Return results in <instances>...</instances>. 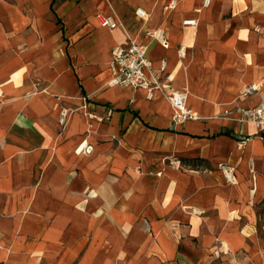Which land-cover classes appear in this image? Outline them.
Listing matches in <instances>:
<instances>
[{
    "label": "crops",
    "instance_id": "1",
    "mask_svg": "<svg viewBox=\"0 0 264 264\" xmlns=\"http://www.w3.org/2000/svg\"><path fill=\"white\" fill-rule=\"evenodd\" d=\"M128 39L198 120L107 86ZM261 101L264 0H0V264H264Z\"/></svg>",
    "mask_w": 264,
    "mask_h": 264
},
{
    "label": "built area",
    "instance_id": "2",
    "mask_svg": "<svg viewBox=\"0 0 264 264\" xmlns=\"http://www.w3.org/2000/svg\"><path fill=\"white\" fill-rule=\"evenodd\" d=\"M175 7V2H170L166 9L172 10ZM135 16L141 20H147L148 14L138 8L135 10ZM101 27L108 29L117 28V24L111 19L102 18L99 20ZM194 21H184V26L194 25ZM152 38L157 40L163 48H168V42L163 36L162 31H157L150 34ZM178 56L180 59L185 57L183 48L178 50ZM111 78L107 82L108 87L119 88H132L135 90H143L146 93L148 100H151L155 93H162L167 98L169 105L172 109L171 121L175 125L183 124L187 121L198 120L199 118L191 112L187 107L188 92L187 90L175 91L170 85L164 83L160 76V72L153 70L151 62L146 57V49L143 46L136 44L135 41L128 39L127 44L124 46H116L111 51ZM165 68V62H162L161 70ZM259 85L252 84L247 86L241 98H248L256 94ZM70 111L65 108H61L58 116V123L60 126H65L69 117ZM235 113L237 114L236 121L238 123H249L254 126L257 134H264V101L252 108L237 107ZM231 113L224 112V116H229ZM87 116H91L86 113ZM90 118H93L91 116ZM101 121V118H95ZM243 142H239L237 150H241ZM175 169H180L181 163L177 159L169 161ZM219 170L222 172L225 181L228 184L234 183V168L227 166L226 164H219Z\"/></svg>",
    "mask_w": 264,
    "mask_h": 264
}]
</instances>
